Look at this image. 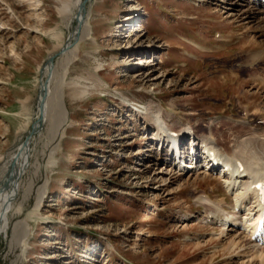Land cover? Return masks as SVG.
I'll return each mask as SVG.
<instances>
[{
  "label": "rangeland",
  "instance_id": "rangeland-1",
  "mask_svg": "<svg viewBox=\"0 0 264 264\" xmlns=\"http://www.w3.org/2000/svg\"><path fill=\"white\" fill-rule=\"evenodd\" d=\"M58 5L0 0V158L37 120L39 68L56 45L46 32L57 28L62 46L76 26V14L62 23ZM84 8L88 35L71 42L62 105L54 95L31 136L0 264H253L264 240L233 250L242 229L217 222L243 192L220 171L189 170L188 161L184 172L173 168L172 144L159 143L155 125L168 135L188 125L199 139L212 133L221 150L234 145L228 129L264 132L261 10L249 15L245 0H86ZM64 55L53 58V94ZM71 87L86 96L70 101ZM204 193L222 206L211 223ZM17 223L27 224L20 243Z\"/></svg>",
  "mask_w": 264,
  "mask_h": 264
},
{
  "label": "bare ground",
  "instance_id": "bare-ground-1",
  "mask_svg": "<svg viewBox=\"0 0 264 264\" xmlns=\"http://www.w3.org/2000/svg\"><path fill=\"white\" fill-rule=\"evenodd\" d=\"M54 1H57L59 4L57 7V14L59 18L62 20V23L64 22V24H66L65 22H69V20L75 14H76L75 17H77L76 18L77 21H76V26L74 27L72 32L68 35L69 40L64 42L62 46L60 43L61 38H60V35L58 34L59 32L57 31V28L46 32L48 36L50 35V38L52 40L56 41V45H54L53 47L54 53L51 56L56 57V56L63 55V53H65L64 56L66 58H64V62H62L63 72H62L61 77H59L58 82H56L57 87L55 89L56 92H54V94H53L54 88L52 89L51 87L52 80L56 75L55 67L52 69L53 62L52 63L45 62L39 68V75H40L39 89H41V91L38 96V103H37L38 112L36 115L39 116L40 119L39 121H35L33 124L34 133L38 132L40 128L42 127L43 122L45 120L46 113L48 114V111L51 108V101L54 95L57 96L56 99H58V103H57L58 107L56 108L59 109V107L62 105L61 104V97H62L61 81L63 80V77L65 76V73L69 65L71 64L72 60H74L75 58V54L73 52L74 48L71 49L73 47V45H71L73 38H75V35H77L79 40H81L84 36L88 35L86 25H85L86 15L84 12V8H82L83 0H54ZM245 4L250 6L248 10L249 15L253 14L251 11L252 9L254 10V8L256 10H261L260 11L261 14L264 15L263 0H252V1L245 0ZM262 19H263L262 22L264 23V16ZM254 58H257L256 60L258 59L260 60V55L252 54V56L250 57V60H253ZM251 63L249 65L254 64V63L252 64ZM249 65H248V68L251 67V69H253L252 66L249 67ZM49 78L51 80H48ZM67 93H68L67 97L70 101H77V100L83 99L86 96L87 92L82 89L72 88V90ZM60 111L61 110L57 111V113L60 114L61 113ZM244 112L246 113V111ZM252 121L254 122V120ZM61 125L62 124L56 125L53 138L55 137V135H57L58 128H60ZM161 126L162 125H159V124L155 125L156 127L155 130H157V136L159 138V143H161L162 141L161 145H163V142H165L164 138H167L166 141L172 144L170 157H172L173 155V152H172L173 148L175 149L174 157L175 156L176 157L174 160L171 159L172 163H169V164L174 165L175 160H179V159L181 160L182 156L180 154V149H183L181 146L182 144H185L184 133L186 129L185 130L180 129L178 131L171 129L172 131L171 133H174V135H168L165 133V130ZM223 126L224 125H219L218 129H222ZM245 126L241 125L238 128H235L236 129L235 131L227 128L228 132L231 134L229 135V133L228 132L227 133L232 138H230L229 136L228 137L230 139H233V141L231 140L232 142L228 140L229 143L231 142L234 144L232 146L233 149L232 147L228 149L225 148L223 150L216 148L220 144V142L219 144H218V141L215 142L216 141L214 140L215 135L213 134L214 135L213 136L212 133L209 134L210 137L204 135L207 138H204L203 140L200 141V144H201L200 151H201V154L203 155V165L202 166L205 169V171H208V168H209L205 155H208L210 151H212L213 153L219 154L224 159L231 160V162L227 164L228 165L227 173L223 174V171L220 170L219 175L222 174V177H224L225 179L229 181L228 187H231V190H233L235 188V185L237 184L236 185V187L238 186L237 190L242 191L243 192L242 196H245V199H242V198H239L240 200L238 199L239 202H238L237 209H238V214L240 215L238 217H234V214H231L230 216L226 217V220L222 223V226L224 227L228 226L226 230L230 228L229 230L232 232L233 231L236 232L237 230L236 226L239 227L238 229L240 228L242 229L237 236L232 237L231 239V244H232L231 247L233 250H238L239 248H241L243 246L242 245L243 243H247V244L253 243L257 245L256 235L260 233L256 231V227H257L256 224L258 220L257 212H260V215L264 219V206L257 208V206L255 205L253 196L256 190L252 187V184H254L257 180L264 181V132L259 133V131L256 128L254 129V128H249ZM215 131L216 133H218V131L220 130L216 129ZM193 137L194 139H191ZM193 137H190L191 141L189 143V148H190L189 152L190 154L192 153L190 167H192V162L194 158L196 159L201 158V156L198 155V147L197 146L194 147L195 146V133ZM31 141H32V137L27 139L22 144H19L17 147L13 149L12 152L10 153L8 152L6 157L0 158V236L7 235L8 230H9L10 216L17 214L20 211V205L18 206V208H15L14 202L18 194L20 193L21 189L23 188L22 176L25 173V169H27L28 158L31 157L32 151L28 149ZM214 144H216V146ZM180 160L178 162H180ZM187 168L188 166L183 167L182 170H180L179 168L178 171L184 172L185 169ZM32 183H33V180H30L28 184V188L23 193L24 198L27 195L26 193L30 191ZM211 205L213 206L208 207L209 206L208 205L206 207V213H205L206 216L204 215L205 216L204 220H207L211 213H214V212L217 213L218 212L217 210H221L220 207H222L221 203L220 204L213 203ZM223 205H224V202H223ZM13 210L14 212H12ZM210 221H213V218H211ZM26 227H27L26 223H23V224L17 223L14 226L12 236L15 238V240L18 243H20L21 240L24 238V236H26L25 235L26 230L23 233H21V231L19 230H21V228H26ZM244 236H246V238ZM251 239H253L254 241H252ZM253 254H254V257L252 256L253 264L255 263L264 264V248H259L255 250Z\"/></svg>",
  "mask_w": 264,
  "mask_h": 264
},
{
  "label": "water",
  "instance_id": "water-1",
  "mask_svg": "<svg viewBox=\"0 0 264 264\" xmlns=\"http://www.w3.org/2000/svg\"><path fill=\"white\" fill-rule=\"evenodd\" d=\"M85 2H86V0H83V2H82V8H84V5H85ZM84 12H85V8H84ZM77 20H76V18H75V22H76ZM77 39H78V36L77 35H75V38H73V43H75L76 41H77ZM67 40H69V37L67 38ZM72 45V44H71ZM55 56H51V57H49V59L46 61V62H48V63H52L53 62V58H54ZM40 91H41V89H39V93H40ZM39 116L37 117V120L36 121H39ZM32 131H31V133H30V135L26 138V140L27 139H29L33 134H35L34 133V131H33V129H34V127L32 126ZM25 140V141H26ZM24 141V142H25Z\"/></svg>",
  "mask_w": 264,
  "mask_h": 264
}]
</instances>
